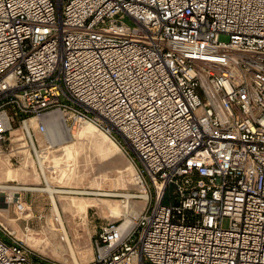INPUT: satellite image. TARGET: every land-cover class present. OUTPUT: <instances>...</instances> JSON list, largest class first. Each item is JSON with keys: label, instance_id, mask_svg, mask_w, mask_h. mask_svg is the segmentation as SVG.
<instances>
[{"label": "built area", "instance_id": "built-area-1", "mask_svg": "<svg viewBox=\"0 0 264 264\" xmlns=\"http://www.w3.org/2000/svg\"><path fill=\"white\" fill-rule=\"evenodd\" d=\"M56 112L142 164L90 264H264V0H0V146ZM0 232V264H39Z\"/></svg>", "mask_w": 264, "mask_h": 264}, {"label": "rangeland", "instance_id": "rangeland-1", "mask_svg": "<svg viewBox=\"0 0 264 264\" xmlns=\"http://www.w3.org/2000/svg\"><path fill=\"white\" fill-rule=\"evenodd\" d=\"M126 22L133 24L131 19ZM220 39L227 41L229 36L221 34ZM67 123L73 136L64 143L52 144L46 136L33 132L39 154L19 131L9 135L8 140L0 146V172L5 173L2 183L44 186L39 165L41 157L50 185L64 191L56 193L57 204L78 263L64 239H61V231L55 229L59 223L54 219L52 197L47 192L20 190L14 195L7 190L0 192V221L14 229L36 250L35 261L39 264H90L94 256V239L100 227L119 218L112 217L110 210H125L127 201L132 210L143 206V200L126 197L135 194L137 189L134 162L142 166L132 150L126 148L127 152L119 147L89 121L73 124L68 120ZM66 190L72 192L67 193ZM18 197L27 202V213L31 215L30 233L24 231L26 221L22 217L18 219L17 210L13 203L10 204ZM8 198L11 199L6 204ZM87 202L99 203V206L88 205ZM224 224L227 226L228 221Z\"/></svg>", "mask_w": 264, "mask_h": 264}, {"label": "bare ground", "instance_id": "bare-ground-1", "mask_svg": "<svg viewBox=\"0 0 264 264\" xmlns=\"http://www.w3.org/2000/svg\"><path fill=\"white\" fill-rule=\"evenodd\" d=\"M47 122H48V126H49V133L46 136L47 137L46 139L48 140V142H50L52 144H56L57 142L64 143V142H66L67 140H69L73 136V133L71 132V129L68 126V123L66 121V118L61 113H59V112L52 113L48 117ZM104 134L106 136H108L114 143H116L109 135H107L106 133H104ZM30 143H31V148L34 151L36 150V153L39 154L38 149L35 147L36 146L35 142L34 141L32 142L30 140ZM117 145L119 146V144H117ZM39 165L42 168V177H43V181L45 183L44 186L32 187V186H13V185H8V184H5V183H2L1 180H2V178H3L5 173L4 172H0V192H5L7 190V191H9V193L11 195L18 194V192L20 190H27V191L31 190V191H44V192H47L52 197L53 209H54V212H55V219H57V221L59 223V228L56 226L55 229L57 230V228H58L60 231H62L65 234L64 241H65L66 245L68 246V248H70V250L72 251L73 257L75 258L73 244H72V241L70 239V236H69L68 230L66 228L65 222H64V220L61 217L60 209H59L58 204H57L58 198L56 196V193L64 192V191L56 189L52 185H50V183L48 181V178H47V175H46V172L44 171V167H43V163H42L41 157L39 159ZM131 166L134 168L132 163H131ZM134 170H135V168H134ZM66 191H68L67 193L72 192V190H66ZM130 196L131 195H126L127 198H130ZM10 199L11 198L7 199L6 204L9 202ZM126 203L127 204L124 205V209L125 210H121V209L110 210L111 216L116 218V217H120L121 215H125V214L129 213L130 211H134L135 212V210L131 209V205H129L130 202L127 201ZM87 204L88 205L90 204V205L99 206V203H92V202L89 203V202H87ZM28 238H30V237L28 236ZM47 240H48V238H47ZM49 242L51 243V241H49ZM75 261L77 262L76 258H75Z\"/></svg>", "mask_w": 264, "mask_h": 264}, {"label": "crops", "instance_id": "crops-1", "mask_svg": "<svg viewBox=\"0 0 264 264\" xmlns=\"http://www.w3.org/2000/svg\"><path fill=\"white\" fill-rule=\"evenodd\" d=\"M25 214L29 215V213H27V212H26ZM27 215H26V216H27Z\"/></svg>", "mask_w": 264, "mask_h": 264}]
</instances>
